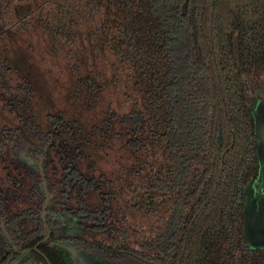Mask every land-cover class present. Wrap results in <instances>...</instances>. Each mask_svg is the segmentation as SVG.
I'll list each match as a JSON object with an SVG mask.
<instances>
[{
    "label": "trees",
    "instance_id": "16d2710c",
    "mask_svg": "<svg viewBox=\"0 0 264 264\" xmlns=\"http://www.w3.org/2000/svg\"><path fill=\"white\" fill-rule=\"evenodd\" d=\"M183 2L0 0V259L43 201L25 154L52 201L125 210L126 257L156 223L174 253L147 264H264L244 235L264 0Z\"/></svg>",
    "mask_w": 264,
    "mask_h": 264
},
{
    "label": "flooded vegetation",
    "instance_id": "af4514ba",
    "mask_svg": "<svg viewBox=\"0 0 264 264\" xmlns=\"http://www.w3.org/2000/svg\"><path fill=\"white\" fill-rule=\"evenodd\" d=\"M20 156L31 159V167H38L41 181L37 187L43 193V201L37 208L22 209L26 217L20 227L9 230L1 227L6 245L2 248L0 264L15 261L17 264H68L66 250L72 251L73 264H147L145 258L163 259L174 253L170 247V253L159 250L164 247L158 234L161 227L153 223L148 234L150 239L141 240L135 235L132 247L137 255L126 257V242L130 241L126 240L124 209L109 212L71 206L72 201L68 204L52 201L53 196L45 191L41 167L30 156ZM20 164L27 166L21 159Z\"/></svg>",
    "mask_w": 264,
    "mask_h": 264
},
{
    "label": "water",
    "instance_id": "95a60500",
    "mask_svg": "<svg viewBox=\"0 0 264 264\" xmlns=\"http://www.w3.org/2000/svg\"><path fill=\"white\" fill-rule=\"evenodd\" d=\"M188 1L184 0L181 6L183 16L187 13ZM251 126L258 139L257 166L254 177L246 188L244 235L250 248L264 250V103L261 98L257 99V103L251 111ZM20 159L27 166H31L33 163L31 159L24 156H20ZM37 165L40 168V162ZM65 256L68 259V264H73L72 251L66 250ZM12 264H17V261Z\"/></svg>",
    "mask_w": 264,
    "mask_h": 264
}]
</instances>
